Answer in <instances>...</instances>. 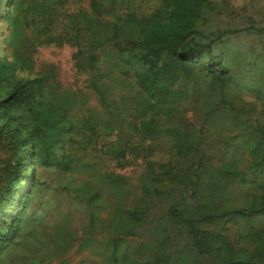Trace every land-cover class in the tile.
Masks as SVG:
<instances>
[{"label": "trees", "instance_id": "obj_1", "mask_svg": "<svg viewBox=\"0 0 264 264\" xmlns=\"http://www.w3.org/2000/svg\"><path fill=\"white\" fill-rule=\"evenodd\" d=\"M66 1L0 0V264L74 246L84 264H264V54L231 39L254 27L219 29L216 0ZM52 45L74 47L97 107L54 67L33 71ZM106 156L142 161L134 186ZM203 235L218 239L202 249Z\"/></svg>", "mask_w": 264, "mask_h": 264}, {"label": "rangeland", "instance_id": "obj_2", "mask_svg": "<svg viewBox=\"0 0 264 264\" xmlns=\"http://www.w3.org/2000/svg\"><path fill=\"white\" fill-rule=\"evenodd\" d=\"M92 0H67L63 8L67 12L76 10L79 7L88 8ZM137 11L151 12L158 6L155 0H134ZM220 14L214 16V23L219 29L226 27H254L250 32L244 34L240 33L238 37L231 38L235 45H251L254 44L256 49L264 54V0H216ZM6 29L3 21H0V50L5 52L7 49L4 46V38ZM74 47L70 45L56 46L52 45L50 48L40 47L35 53V69L36 72L46 70L45 68L54 67L58 73L59 80L65 88L71 90H82L87 95V103L91 107H97L96 95L91 93L87 88L86 77L83 74L77 73L73 66L71 55ZM45 67V68H44ZM140 134V133H139ZM141 135V134H140ZM103 140L98 141L94 148L84 152L86 155L101 154L100 148ZM103 169L120 173L127 177L132 186L136 183L137 173L141 167L142 161L138 158L128 157L127 161H117L107 156L103 161ZM40 175L44 179H51L52 173L41 171ZM49 201L48 212L50 218L58 221L62 219L59 216L57 208L65 209L63 205V197L57 193H48L47 197H51ZM61 203V205H59ZM74 227H78L82 222L80 212L72 211V218L69 219ZM216 239L203 235L200 238V247L202 249H209L215 243ZM264 239L258 237L257 242L260 246ZM95 259L90 251L79 252L76 246L67 252L61 259L52 261L50 264H84L86 261Z\"/></svg>", "mask_w": 264, "mask_h": 264}]
</instances>
